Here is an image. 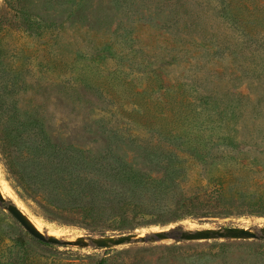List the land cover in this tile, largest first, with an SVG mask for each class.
Listing matches in <instances>:
<instances>
[{"label": "rangeland", "instance_id": "374dc122", "mask_svg": "<svg viewBox=\"0 0 264 264\" xmlns=\"http://www.w3.org/2000/svg\"><path fill=\"white\" fill-rule=\"evenodd\" d=\"M232 1L0 0V181L42 231L100 236L70 207L166 192L174 203L200 196L220 215L122 232L264 227L250 190L215 197L246 168L264 181V28L243 22L264 0ZM177 101L191 103L190 126L169 112ZM118 163L145 179H123ZM177 164V186L162 191ZM0 264H264V241L63 247L30 236L0 204Z\"/></svg>", "mask_w": 264, "mask_h": 264}, {"label": "trees", "instance_id": "16d2710c", "mask_svg": "<svg viewBox=\"0 0 264 264\" xmlns=\"http://www.w3.org/2000/svg\"><path fill=\"white\" fill-rule=\"evenodd\" d=\"M6 1L8 2L9 0ZM236 1L237 2L232 1V4L235 5V7H233L234 9L238 8L236 4L241 5L243 2L241 0ZM258 13L260 15H264V10H261V13L258 12V10H252L249 15L245 14V19H243V22L245 23V21L248 20L246 22V25L252 24L253 27L255 26L264 28V20L262 22L261 18L255 19V15ZM234 17H236V15H234ZM19 18L20 20H22V25L32 26L31 24H33V17L26 11L20 10ZM238 19L240 20V18ZM190 104L191 103L188 102L179 103V101H177V103H173L174 108L169 111L171 112L172 116L178 121L177 124L180 127L190 126L191 122L194 121L193 118L190 119ZM196 112L197 108L195 110V113ZM197 115V119L201 123L204 119V115H201L200 113H197ZM118 165L120 167L119 170L125 172L123 179H132L136 181V183L137 181L145 179L139 174H136L132 171H128L123 164L118 163ZM183 168L184 167L182 164H177L174 167L176 171L174 169H171V176L174 174V178L169 180L168 183H166L165 181L160 182V185L163 186L162 191L165 192L166 190H171L172 188H175L177 186V182H179V178L184 172ZM240 173H243V175H241ZM240 173V178H232L230 182H227L226 184L222 183V185H220L219 187L217 186L219 190V195L215 197H217V199H227L229 195L226 194L230 190L238 192V194L234 195L237 196L236 198H240V194H245V191H247L248 189V191H251L252 197L253 195L254 198L255 196H258L260 198L259 200L264 201V181H261L259 179H253L251 177L250 169L246 168L244 172L240 171ZM90 185L92 186L93 184ZM244 199H248L247 196L244 195ZM92 201L96 202L94 199H92ZM53 203L58 204L55 200H53ZM176 205H178L179 208L183 209L181 213H174L172 211L173 209L171 207ZM203 207L204 205L200 201V196H190L188 198H183V196H181V198L177 199L174 203V201H171L170 197L167 195L166 192L163 197L157 198L153 202L128 203L127 201H119L115 204H97V206L95 204H91L89 206L75 205L71 206L69 210L74 211L75 213L77 212V214H82L84 217H86V221L91 222V225H86V228H88L92 234L99 233L100 235H105V231L111 230L115 226L116 228H119L121 232L127 230L129 228H125L127 226H130V223L131 231H135L138 226H141L142 224H144V222H146V224L154 223L165 226L168 225V222L181 221L188 218L201 221L220 215L211 211L210 209L201 210L203 209ZM257 215L259 217H264V213H259ZM147 216L151 218L147 219ZM97 226L105 227L98 228ZM122 234H126V232L120 233V235Z\"/></svg>", "mask_w": 264, "mask_h": 264}, {"label": "water", "instance_id": "95a60500", "mask_svg": "<svg viewBox=\"0 0 264 264\" xmlns=\"http://www.w3.org/2000/svg\"><path fill=\"white\" fill-rule=\"evenodd\" d=\"M0 204L33 238L47 244L78 247L81 249L93 248L97 250H112L120 247L141 244H153L167 241L197 242V241H264V227L254 230L243 227L222 228H172L153 231L147 234L128 233L122 235H86L74 239H65L39 230L30 216L20 209L14 202L6 198L0 189ZM211 218L204 219L210 220Z\"/></svg>", "mask_w": 264, "mask_h": 264}, {"label": "bare ground", "instance_id": "6f19581e", "mask_svg": "<svg viewBox=\"0 0 264 264\" xmlns=\"http://www.w3.org/2000/svg\"><path fill=\"white\" fill-rule=\"evenodd\" d=\"M0 189H1L2 193H3V195L6 198L12 200L20 209H22L24 212H26L24 205L17 200V198L14 196L11 188L9 187V185L7 183H5L4 181H0ZM31 220L36 224V226L39 228V230H41L40 227H39V223L37 221L33 220V219H31ZM49 234L56 235V236H60L61 235L59 232H55V233L54 232L53 233L49 232Z\"/></svg>", "mask_w": 264, "mask_h": 264}]
</instances>
